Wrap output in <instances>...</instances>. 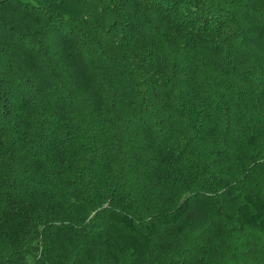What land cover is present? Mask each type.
Listing matches in <instances>:
<instances>
[{
    "label": "trees",
    "instance_id": "obj_1",
    "mask_svg": "<svg viewBox=\"0 0 264 264\" xmlns=\"http://www.w3.org/2000/svg\"><path fill=\"white\" fill-rule=\"evenodd\" d=\"M220 257L264 264V0H0V264Z\"/></svg>",
    "mask_w": 264,
    "mask_h": 264
},
{
    "label": "rangeland",
    "instance_id": "obj_2",
    "mask_svg": "<svg viewBox=\"0 0 264 264\" xmlns=\"http://www.w3.org/2000/svg\"><path fill=\"white\" fill-rule=\"evenodd\" d=\"M198 232H200V230H199V228L197 227L196 229H195V231H193V235L192 236H189L191 239H194L196 236H197V234H198ZM194 235H196L195 237H194ZM196 240H197V238H195ZM181 239H179V238H176V240H175V242L177 241H180ZM226 241H228V242H230V239L228 238ZM181 245H182V243L181 244H176V245H173V246H171L170 244L168 245V244H162L161 246H160V249H162L163 251H166V252H169L170 254H172V255H177V253H179L178 252V248H180L181 247ZM184 245L185 244H183L182 245V247H184ZM218 260V264H230V262H228L229 260H228V258H227V260H225L224 259V257H220L219 259H217ZM226 261V262H225Z\"/></svg>",
    "mask_w": 264,
    "mask_h": 264
}]
</instances>
